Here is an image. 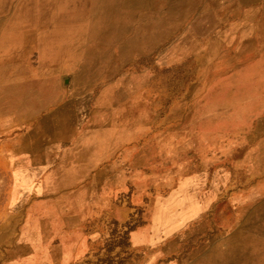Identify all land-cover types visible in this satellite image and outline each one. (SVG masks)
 <instances>
[{
	"label": "rangeland",
	"instance_id": "374dc122",
	"mask_svg": "<svg viewBox=\"0 0 264 264\" xmlns=\"http://www.w3.org/2000/svg\"><path fill=\"white\" fill-rule=\"evenodd\" d=\"M62 244L264 264V0H0V264Z\"/></svg>",
	"mask_w": 264,
	"mask_h": 264
},
{
	"label": "crops",
	"instance_id": "0c3cea01",
	"mask_svg": "<svg viewBox=\"0 0 264 264\" xmlns=\"http://www.w3.org/2000/svg\"><path fill=\"white\" fill-rule=\"evenodd\" d=\"M67 249L68 253H65L64 250ZM80 249L75 248L73 252L62 244L59 248L55 247L52 252H49L43 257L45 260H49L46 264H72L81 258Z\"/></svg>",
	"mask_w": 264,
	"mask_h": 264
}]
</instances>
